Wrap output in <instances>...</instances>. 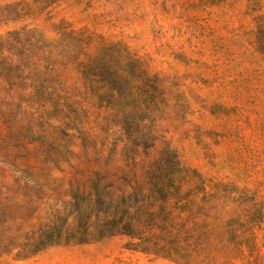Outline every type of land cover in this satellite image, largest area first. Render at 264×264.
<instances>
[{
  "label": "rangeland",
  "instance_id": "374dc122",
  "mask_svg": "<svg viewBox=\"0 0 264 264\" xmlns=\"http://www.w3.org/2000/svg\"><path fill=\"white\" fill-rule=\"evenodd\" d=\"M158 189L144 234L66 242ZM0 223V264H264V0H0Z\"/></svg>",
  "mask_w": 264,
  "mask_h": 264
},
{
  "label": "trees",
  "instance_id": "16d2710c",
  "mask_svg": "<svg viewBox=\"0 0 264 264\" xmlns=\"http://www.w3.org/2000/svg\"><path fill=\"white\" fill-rule=\"evenodd\" d=\"M150 192L149 196H145L140 194V191L133 190L130 193H122L120 196L114 197L110 193L97 191L91 192L85 199L75 201L77 217L75 215V225L70 230L71 235L68 236L66 242L84 244L115 236L136 237L138 230L145 228V224L154 217V213L150 210L157 202L156 200L160 198L162 202H166L163 190L158 189ZM94 198H97V201ZM151 225L148 224V227ZM0 226H3L2 223ZM55 230L56 232L53 234ZM62 230L63 227L57 229L56 220L51 221L46 230L39 233V245L35 246L34 252H37L39 248L60 242L58 236H62ZM144 232L138 233L144 234ZM29 246L25 245L24 250Z\"/></svg>",
  "mask_w": 264,
  "mask_h": 264
}]
</instances>
